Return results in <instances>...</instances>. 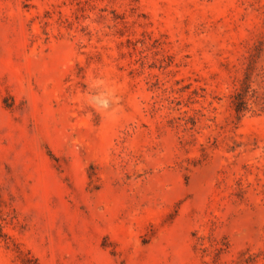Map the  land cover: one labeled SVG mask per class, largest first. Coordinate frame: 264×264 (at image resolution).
<instances>
[{"label":"rangeland","instance_id":"rangeland-1","mask_svg":"<svg viewBox=\"0 0 264 264\" xmlns=\"http://www.w3.org/2000/svg\"><path fill=\"white\" fill-rule=\"evenodd\" d=\"M0 264H264V0H0Z\"/></svg>","mask_w":264,"mask_h":264},{"label":"trees","instance_id":"trees-1","mask_svg":"<svg viewBox=\"0 0 264 264\" xmlns=\"http://www.w3.org/2000/svg\"><path fill=\"white\" fill-rule=\"evenodd\" d=\"M247 81L244 80L240 88L233 94V107L236 113L239 115L246 107V98L248 93Z\"/></svg>","mask_w":264,"mask_h":264}]
</instances>
